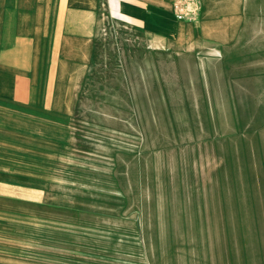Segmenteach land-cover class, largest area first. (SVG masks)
I'll return each mask as SVG.
<instances>
[{
	"label": "crops",
	"instance_id": "0c3cea01",
	"mask_svg": "<svg viewBox=\"0 0 264 264\" xmlns=\"http://www.w3.org/2000/svg\"><path fill=\"white\" fill-rule=\"evenodd\" d=\"M171 1L0 0V215L35 229L38 259L150 242L141 163L122 144L136 138L141 101L173 97L141 44L191 61L196 83H213L210 68L264 67L233 63L264 59V0H199L195 22L177 20Z\"/></svg>",
	"mask_w": 264,
	"mask_h": 264
},
{
	"label": "rangeland",
	"instance_id": "374dc122",
	"mask_svg": "<svg viewBox=\"0 0 264 264\" xmlns=\"http://www.w3.org/2000/svg\"><path fill=\"white\" fill-rule=\"evenodd\" d=\"M149 48L141 44L142 65L154 61L157 90L173 99L141 101L122 153L141 163L139 223L150 242L125 236L102 244L108 252L38 259L35 229L2 214L0 264H264V67L210 68L213 83L202 84L191 61Z\"/></svg>",
	"mask_w": 264,
	"mask_h": 264
},
{
	"label": "built area",
	"instance_id": "2783aa9c",
	"mask_svg": "<svg viewBox=\"0 0 264 264\" xmlns=\"http://www.w3.org/2000/svg\"><path fill=\"white\" fill-rule=\"evenodd\" d=\"M171 9L177 20L195 22L199 16V0H172Z\"/></svg>",
	"mask_w": 264,
	"mask_h": 264
},
{
	"label": "bare ground",
	"instance_id": "6f19581e",
	"mask_svg": "<svg viewBox=\"0 0 264 264\" xmlns=\"http://www.w3.org/2000/svg\"><path fill=\"white\" fill-rule=\"evenodd\" d=\"M174 15V14H173ZM175 17V16H174ZM176 18V17H175ZM254 151V150H253Z\"/></svg>",
	"mask_w": 264,
	"mask_h": 264
}]
</instances>
